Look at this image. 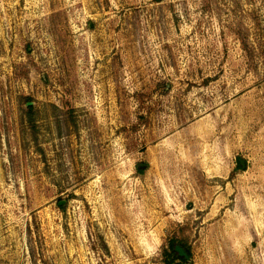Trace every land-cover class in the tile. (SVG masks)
<instances>
[{"label": "rangeland", "instance_id": "obj_1", "mask_svg": "<svg viewBox=\"0 0 264 264\" xmlns=\"http://www.w3.org/2000/svg\"><path fill=\"white\" fill-rule=\"evenodd\" d=\"M172 239L264 264V0H0V264Z\"/></svg>", "mask_w": 264, "mask_h": 264}, {"label": "trees", "instance_id": "obj_2", "mask_svg": "<svg viewBox=\"0 0 264 264\" xmlns=\"http://www.w3.org/2000/svg\"><path fill=\"white\" fill-rule=\"evenodd\" d=\"M27 111L29 112L31 110V106L26 105ZM29 118H31V115L29 114ZM238 168H241V165L238 164ZM178 245L182 250L186 253L190 260V250L186 244L181 240H175L172 239L168 244V251L164 254V263L165 264H188V260H186L184 257H179L174 251L173 247L174 245Z\"/></svg>", "mask_w": 264, "mask_h": 264}, {"label": "water", "instance_id": "obj_3", "mask_svg": "<svg viewBox=\"0 0 264 264\" xmlns=\"http://www.w3.org/2000/svg\"><path fill=\"white\" fill-rule=\"evenodd\" d=\"M240 164L243 166L242 162H240ZM63 203V202H61ZM60 204V203H59ZM173 251L179 256V257H184L186 260H189L188 256L186 255V253L182 250V248H180L178 245H174L173 247Z\"/></svg>", "mask_w": 264, "mask_h": 264}]
</instances>
